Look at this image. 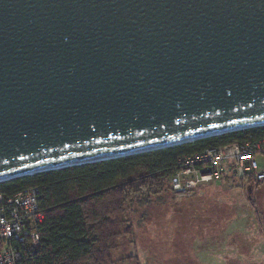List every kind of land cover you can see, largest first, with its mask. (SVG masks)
I'll return each instance as SVG.
<instances>
[{"label":"water","instance_id":"1","mask_svg":"<svg viewBox=\"0 0 264 264\" xmlns=\"http://www.w3.org/2000/svg\"><path fill=\"white\" fill-rule=\"evenodd\" d=\"M263 125L264 0H0V182Z\"/></svg>","mask_w":264,"mask_h":264},{"label":"trees","instance_id":"2","mask_svg":"<svg viewBox=\"0 0 264 264\" xmlns=\"http://www.w3.org/2000/svg\"><path fill=\"white\" fill-rule=\"evenodd\" d=\"M264 138V125L196 139L156 150L73 165L0 182V193L12 195L41 188L44 213L34 264H139L134 253L115 257L118 249L134 251L138 229L150 218L154 202L171 189L177 161L186 154ZM248 189L262 181L241 178ZM261 217L264 221L263 209ZM131 238L133 245H128Z\"/></svg>","mask_w":264,"mask_h":264},{"label":"rangeland","instance_id":"3","mask_svg":"<svg viewBox=\"0 0 264 264\" xmlns=\"http://www.w3.org/2000/svg\"><path fill=\"white\" fill-rule=\"evenodd\" d=\"M251 194L253 204L245 184L227 176L181 197L168 192L162 202L153 203L136 240L141 245H185L183 252L197 264H264V182ZM124 243L133 245L131 238ZM117 251L118 257L132 253Z\"/></svg>","mask_w":264,"mask_h":264},{"label":"built area","instance_id":"4","mask_svg":"<svg viewBox=\"0 0 264 264\" xmlns=\"http://www.w3.org/2000/svg\"><path fill=\"white\" fill-rule=\"evenodd\" d=\"M264 138L249 135L242 142L186 154L177 161L171 189L184 196L197 186L220 177L264 180ZM41 188L12 195L0 193V264H34L39 249L44 213L39 207Z\"/></svg>","mask_w":264,"mask_h":264},{"label":"crops","instance_id":"5","mask_svg":"<svg viewBox=\"0 0 264 264\" xmlns=\"http://www.w3.org/2000/svg\"><path fill=\"white\" fill-rule=\"evenodd\" d=\"M134 255L139 264H197L192 255L183 252L185 245H160L151 241L149 245H141L136 240ZM119 253H115L118 257Z\"/></svg>","mask_w":264,"mask_h":264},{"label":"bare ground","instance_id":"6","mask_svg":"<svg viewBox=\"0 0 264 264\" xmlns=\"http://www.w3.org/2000/svg\"><path fill=\"white\" fill-rule=\"evenodd\" d=\"M221 132H218L217 134H220Z\"/></svg>","mask_w":264,"mask_h":264}]
</instances>
